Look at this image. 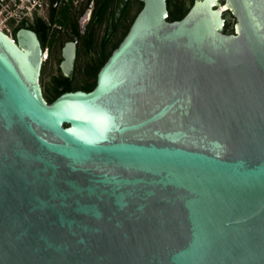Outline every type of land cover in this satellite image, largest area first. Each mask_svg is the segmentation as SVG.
<instances>
[{
    "label": "water",
    "instance_id": "water-1",
    "mask_svg": "<svg viewBox=\"0 0 264 264\" xmlns=\"http://www.w3.org/2000/svg\"><path fill=\"white\" fill-rule=\"evenodd\" d=\"M139 1L50 102L35 34L0 30V264H264V0Z\"/></svg>",
    "mask_w": 264,
    "mask_h": 264
},
{
    "label": "flooded vegetation",
    "instance_id": "flooded-vegetation-1",
    "mask_svg": "<svg viewBox=\"0 0 264 264\" xmlns=\"http://www.w3.org/2000/svg\"><path fill=\"white\" fill-rule=\"evenodd\" d=\"M184 2L172 0L174 8H185ZM165 3L168 15L171 0H165ZM117 4L118 0H96L88 20L82 25L80 8L60 4L58 0H46L42 7L33 11H17L11 18L0 16V30L12 41H15L18 29H28L35 34L41 55L38 81L47 102L63 92L88 91L94 86L97 70L117 46L142 5L139 0ZM227 16L233 20L227 12L223 14L224 31L231 32ZM71 48L74 59L68 76L62 70L61 62L63 50ZM45 68L50 85L48 91L40 84V75Z\"/></svg>",
    "mask_w": 264,
    "mask_h": 264
},
{
    "label": "built area",
    "instance_id": "built-area-1",
    "mask_svg": "<svg viewBox=\"0 0 264 264\" xmlns=\"http://www.w3.org/2000/svg\"><path fill=\"white\" fill-rule=\"evenodd\" d=\"M46 0H0V16L11 18L17 11H33L42 7ZM96 0H58L60 4L80 8V25L88 20Z\"/></svg>",
    "mask_w": 264,
    "mask_h": 264
},
{
    "label": "rangeland",
    "instance_id": "rangeland-1",
    "mask_svg": "<svg viewBox=\"0 0 264 264\" xmlns=\"http://www.w3.org/2000/svg\"><path fill=\"white\" fill-rule=\"evenodd\" d=\"M169 8H170V9L174 8V5H173V3H172V0H171L170 5H169ZM227 18L229 19L228 25H231L232 22H233V20L230 19V17H228V16H227ZM46 74H47L46 68H45L44 70L42 69V73H41V75H40V84H41L42 87H43V86L45 87V90H46V91H48L49 88H50V85H49V83H48V81H47ZM79 80H80V79H79ZM78 82H79V81H78ZM46 87H47V88H46Z\"/></svg>",
    "mask_w": 264,
    "mask_h": 264
},
{
    "label": "trees",
    "instance_id": "trees-1",
    "mask_svg": "<svg viewBox=\"0 0 264 264\" xmlns=\"http://www.w3.org/2000/svg\"><path fill=\"white\" fill-rule=\"evenodd\" d=\"M185 13V8L175 7L168 10L167 20H174L180 18Z\"/></svg>",
    "mask_w": 264,
    "mask_h": 264
},
{
    "label": "bare ground",
    "instance_id": "bare-ground-1",
    "mask_svg": "<svg viewBox=\"0 0 264 264\" xmlns=\"http://www.w3.org/2000/svg\"><path fill=\"white\" fill-rule=\"evenodd\" d=\"M9 37V36H8ZM10 38V37H9Z\"/></svg>",
    "mask_w": 264,
    "mask_h": 264
}]
</instances>
